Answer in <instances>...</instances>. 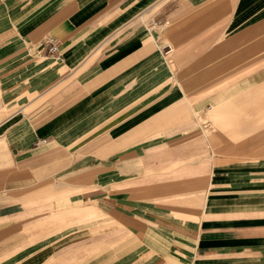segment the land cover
I'll return each instance as SVG.
<instances>
[{
  "label": "crops",
  "instance_id": "0c3cea01",
  "mask_svg": "<svg viewBox=\"0 0 264 264\" xmlns=\"http://www.w3.org/2000/svg\"><path fill=\"white\" fill-rule=\"evenodd\" d=\"M0 264H264V0H0Z\"/></svg>",
  "mask_w": 264,
  "mask_h": 264
},
{
  "label": "built area",
  "instance_id": "2783aa9c",
  "mask_svg": "<svg viewBox=\"0 0 264 264\" xmlns=\"http://www.w3.org/2000/svg\"><path fill=\"white\" fill-rule=\"evenodd\" d=\"M48 52L50 54H56L58 52V43L55 38L49 37L47 39ZM163 52L165 55H169L172 52V47L169 44L163 46Z\"/></svg>",
  "mask_w": 264,
  "mask_h": 264
}]
</instances>
